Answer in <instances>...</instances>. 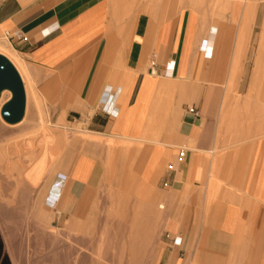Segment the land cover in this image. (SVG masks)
Wrapping results in <instances>:
<instances>
[{"label": "crops", "instance_id": "obj_1", "mask_svg": "<svg viewBox=\"0 0 264 264\" xmlns=\"http://www.w3.org/2000/svg\"><path fill=\"white\" fill-rule=\"evenodd\" d=\"M237 1L0 0V31L87 136L52 201L70 231L110 226L143 264L158 227L178 241L165 264H264V5ZM230 66L252 71L234 87ZM102 195L115 221L88 218Z\"/></svg>", "mask_w": 264, "mask_h": 264}, {"label": "bare ground", "instance_id": "obj_2", "mask_svg": "<svg viewBox=\"0 0 264 264\" xmlns=\"http://www.w3.org/2000/svg\"><path fill=\"white\" fill-rule=\"evenodd\" d=\"M0 53L16 66L26 92L23 118L11 128L0 121V232L12 264H143L142 242L117 238L116 243L117 231L110 226L100 227V234L92 232L97 238L86 245L74 237L77 232L69 231L68 236L50 224L52 201L59 191V180L52 189L51 184L62 164L64 116L51 124L48 99L34 91L35 70L1 34ZM10 96L9 90H3L0 106ZM53 126L58 133L53 134Z\"/></svg>", "mask_w": 264, "mask_h": 264}, {"label": "rangeland", "instance_id": "obj_3", "mask_svg": "<svg viewBox=\"0 0 264 264\" xmlns=\"http://www.w3.org/2000/svg\"><path fill=\"white\" fill-rule=\"evenodd\" d=\"M234 3H235L236 11L237 10L239 11L240 9H242V7L244 5V2H242L241 0H239L237 2H234ZM261 3H262V5H264L263 0H262ZM0 34L3 37H6L8 42H9V37L5 33L0 31ZM251 36L252 35H250V38H249L248 42H252L253 41V39H251ZM256 36L258 37V35H256ZM250 52H252V50H250ZM261 68L263 70L264 66L262 65ZM243 69L245 70L244 75H245V78L247 79L248 76H249V73L251 74V71H252V67L251 66H245V67H242V66H240V67L232 66L231 67L230 66V70L232 72L231 75H233L232 79L230 78L231 79L230 83H229L230 86L234 85V87H235L237 85V82H236L237 76H242V73H243L242 70ZM41 74H36V76L39 77V75H41ZM33 75L35 76V72H34ZM34 91L36 93H38L40 96H42L44 94V87H43V83L41 81H38V82H36L34 84ZM2 104H1V106H2ZM46 104L49 107V120H50L52 125H56V123L58 122L57 118H58L59 115H61V113L60 112L55 113V112H52V110H57V109L60 110L61 109V105L58 104L57 101L51 100L50 98H48V100H46ZM32 109H35V108L32 107ZM38 109H39V107H38ZM75 117H76V115H74V114H70L69 115V114L64 113V121L62 123V128H61V130L65 134V137L63 139V142H64L63 148L64 149H62V154H64V155L67 154L68 151H70L73 148H75L76 140H77L78 137L86 136V135H84V132L82 131V124L77 123V121L74 120ZM0 121L3 122L4 124H6L7 127L9 126V128H11V126L14 125V124L6 123L1 118V116H0ZM56 130L57 129L55 128V126H53V129H52L53 134L58 133V131H56ZM171 165H172V162H170L168 164L169 167H171ZM60 174L61 173L59 172L57 175H55V177H54L55 180L53 179V181H52L51 189L54 186L58 185V180L61 179L60 178ZM48 192H47V194H48ZM50 192H51V190H50ZM102 196H104V195H102ZM129 196L132 197L133 199H140L139 193H136V194L132 193V194H129ZM104 199L105 200L100 204V207L93 213V215L91 214L88 218L97 217L99 219L107 220V221H115L116 220L113 217H107L106 218V215H105L106 210H107L106 208L107 207H111L113 205V202L111 201V198H110L109 195L108 196L105 195ZM45 202H46V199H45ZM54 217H55V219H54ZM61 218L62 217H60L56 212H54V210L51 209L50 224L54 225L55 227H57L59 229H61L63 231V234H66V235L69 236L70 235L69 231L72 230L73 226L68 224V222H69L68 220H66L64 218L61 219ZM88 218H85L83 220H87ZM152 221H153V219L151 217L149 219V223L152 222ZM149 226H150V224H149ZM84 228H85L84 231L81 230L80 232H78V234L74 235V237L77 238V239H83L84 243L86 245H89V244L93 245L94 244L93 241L97 238V236L94 235V234H91L89 232L90 228L88 226H84ZM171 238H173V240L171 242L164 241L163 240V234L161 235L160 228L158 227L156 229L155 235L150 237V239L148 240L147 247L145 248V251H144L145 256H146L145 257V261H148L149 263H151V261L154 260L155 264H165V257H161L160 258L159 255L162 253L163 250H165V254H167V249H169L174 244H178V241H177L176 237H172L171 236ZM180 254H182V253L180 252ZM178 261H179V258H178ZM0 264H12L11 259H10L9 255H8V253H7V251H6L5 247H4V242H3V239H2V236H1V232H0Z\"/></svg>", "mask_w": 264, "mask_h": 264}, {"label": "water", "instance_id": "obj_4", "mask_svg": "<svg viewBox=\"0 0 264 264\" xmlns=\"http://www.w3.org/2000/svg\"><path fill=\"white\" fill-rule=\"evenodd\" d=\"M9 90L11 97L0 108L1 118L8 124L19 122L26 109V92L22 77L12 61L0 53V94Z\"/></svg>", "mask_w": 264, "mask_h": 264}, {"label": "built area", "instance_id": "obj_5", "mask_svg": "<svg viewBox=\"0 0 264 264\" xmlns=\"http://www.w3.org/2000/svg\"><path fill=\"white\" fill-rule=\"evenodd\" d=\"M15 36H16V38H18V39H22V38H24V36H23L21 33H16ZM167 71H169V68L167 69ZM170 71H171V70H170ZM106 106H108V104H106L105 107H106ZM191 110H192V109H191ZM183 155H184V152L181 151V152H180V157H182Z\"/></svg>", "mask_w": 264, "mask_h": 264}]
</instances>
